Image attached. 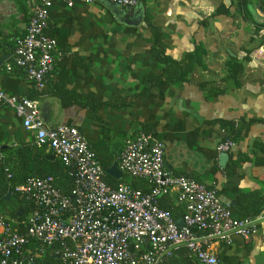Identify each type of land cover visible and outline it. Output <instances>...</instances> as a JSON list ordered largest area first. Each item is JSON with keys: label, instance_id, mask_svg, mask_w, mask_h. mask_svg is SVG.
Returning a JSON list of instances; mask_svg holds the SVG:
<instances>
[{"label": "crops", "instance_id": "1", "mask_svg": "<svg viewBox=\"0 0 264 264\" xmlns=\"http://www.w3.org/2000/svg\"><path fill=\"white\" fill-rule=\"evenodd\" d=\"M50 1L48 34L61 53L54 73H62L68 89L91 102L88 108L74 105L62 109L49 84L48 94L40 101L47 112L45 127H75L92 146L108 147L118 157L134 131L151 123L157 129L153 136L163 146L168 171L215 190L237 219L255 215L259 206L254 207L245 196L257 195L263 206L255 217H264V47L248 55L255 46L256 25L231 6L233 0L139 1L142 14L138 26L125 24L100 1L87 4L75 0L72 7L64 0ZM221 5L230 8V14L220 12L200 27ZM254 5L250 8L252 19L264 18ZM27 6L30 8L29 2ZM29 22L14 2L0 0V86L7 96L28 98L36 91L24 72L5 70L12 61L15 40L25 35ZM148 23L162 30L165 47L174 59L195 51L197 45L201 47L199 58L188 81L176 87L175 97H164L154 88L136 105L114 106L116 101L137 94L148 84L147 75L159 71L160 65L148 57L152 40ZM259 35H264V30ZM246 57L250 59L244 60ZM234 58L243 66L237 83L227 82L224 94L207 99L201 84L218 85L229 74ZM54 79V74L50 75V83ZM221 121L234 123L235 146L225 152L228 157L223 161L224 153L217 151V145L228 131ZM22 143L33 144V133L23 128L11 107L1 104L0 159L8 147ZM176 195L167 197L179 222L185 209ZM209 250L219 264H264V221L250 241L235 236L231 244L216 241ZM190 257L187 264H200Z\"/></svg>", "mask_w": 264, "mask_h": 264}, {"label": "built area", "instance_id": "2", "mask_svg": "<svg viewBox=\"0 0 264 264\" xmlns=\"http://www.w3.org/2000/svg\"><path fill=\"white\" fill-rule=\"evenodd\" d=\"M64 1L72 7L75 0ZM83 1L92 4L95 0ZM105 1L126 7L139 4V0ZM28 2L30 22L25 35L15 40L12 61L5 70L23 69L33 88L42 92L61 53L57 41L46 35L52 2ZM1 104L11 107L23 128L33 133L36 147L50 149L70 171L74 188L70 197L65 196L51 176L30 178L15 187L34 203L35 210L23 234L6 224L0 213V264H34V252L38 256L46 250L64 264H169L181 249L200 264H219L209 250L212 243L231 244L235 236L250 241L264 221V217L235 218L215 190L168 171L163 146L151 134L128 139L117 162L123 174L145 180L150 191L127 185L112 189L91 145L77 128H46L39 100L7 96L0 86ZM234 146L227 139L217 145V151L229 152ZM172 193L184 205L182 228L170 211L159 207L160 198ZM31 242L40 246L31 249Z\"/></svg>", "mask_w": 264, "mask_h": 264}, {"label": "trees", "instance_id": "3", "mask_svg": "<svg viewBox=\"0 0 264 264\" xmlns=\"http://www.w3.org/2000/svg\"><path fill=\"white\" fill-rule=\"evenodd\" d=\"M16 5L19 13L23 14L24 20L31 19L30 8L27 6L28 0H11ZM144 2L145 0H139ZM255 0H233L232 5L234 9L239 13L245 14L246 19H251L254 25H256V39L254 41V48L249 50L248 55L255 49L264 47V35H259V32L264 30V19H252V2ZM257 8L264 12V0H256ZM225 13L230 14V8H225L221 5L215 12L209 17L204 19L200 23V27H205L209 23L210 19L215 18L218 14ZM151 29V45L148 50V57L151 60L156 61L159 65V71L156 74L147 75V85L144 86L137 94L120 99L116 101L117 107L133 106L139 103L141 98L148 95L154 88H158L164 97L173 98L176 96V87L180 84L186 83L192 70L194 69L195 62L198 60L201 47L196 46L195 51L189 52L183 55L180 59H174L167 51L164 40L163 32L153 24L147 25ZM46 35L50 37L48 31ZM247 55V56H248ZM246 57L244 60H249ZM230 64L229 74L223 78L217 85L212 82L201 84V88L205 91L207 99H213L225 93L224 85L227 82L235 81L237 83V77L242 73V62H237L234 58ZM21 70L26 75L25 71L20 68H14ZM11 73V72H10ZM56 73V72H55ZM54 73V69L49 75L46 76V86L51 84V95L58 98L62 109H67L72 106H80L81 108H88V102L80 99L77 94L69 90L62 73ZM54 74L55 79L53 84L50 83V75ZM48 94V89H44L42 92L33 91L32 95L28 98L32 100L42 101ZM223 128L228 131V134L224 137V141L227 139L234 140V123L233 122H220ZM139 133L156 135L157 129L151 125V123L145 122L141 124L140 128L136 129L130 138H134ZM134 136V137H133ZM129 138V139H130ZM128 140V139H127ZM126 140V141H127ZM90 144V143H89ZM91 145V144H90ZM92 150L95 153L97 159L101 163L105 173L114 162H118L119 156L113 155L108 147H94ZM5 156L0 159V213L4 218V222L10 225L13 230L23 234L26 233V221L29 215L35 210L34 203L27 199L23 194L17 193L15 187L25 183L30 178H44L51 176L54 179L56 188L65 196L70 197L74 188V176L70 175V171L55 157L50 151H47V147L38 148L34 144L22 143L16 148L8 147L5 151ZM52 156L54 160H47V157ZM123 180L117 181L107 174H105L104 180L106 184L116 189L119 185H127L134 190H141L145 193L150 191V185L145 180L132 178V180L126 179V174H123ZM135 179V180H134ZM142 181V182H141ZM140 183L142 186H140ZM7 193H10L8 200L5 199ZM249 199L252 205L259 206L255 211V215L258 216L262 211V202L258 199L257 195L249 194L245 196ZM167 196H163L159 200V207L161 209L174 211L173 204H170ZM180 209V208H177ZM173 215V213H172ZM255 215L253 217H255ZM31 248L34 249L40 246L37 243L31 242ZM29 245V246H30ZM34 251V250H33ZM34 264H64L58 255H55L51 250H46L43 254L35 256L33 255ZM187 258L190 259V254L187 250L181 249L176 252L175 256L170 259L169 264H187Z\"/></svg>", "mask_w": 264, "mask_h": 264}, {"label": "water", "instance_id": "4", "mask_svg": "<svg viewBox=\"0 0 264 264\" xmlns=\"http://www.w3.org/2000/svg\"><path fill=\"white\" fill-rule=\"evenodd\" d=\"M96 1L105 3L107 7L114 13V15L117 16L122 22H124L127 25L138 26L141 22L142 10L138 7V5L136 7H126V6H118L113 3L107 2L105 0H96ZM129 16H132V17H129ZM42 114H43V118L47 119V112H46L45 106L42 109ZM227 157H228V154L226 153L222 154V161L223 159H226ZM49 159L52 160L53 158L49 157ZM106 174L109 177L117 181H122L124 177L122 171L119 169L117 162H114L113 165L109 169L106 170ZM9 196H10V193H8L6 200ZM176 224L179 228H182L184 223L183 221H179Z\"/></svg>", "mask_w": 264, "mask_h": 264}, {"label": "rangeland", "instance_id": "5", "mask_svg": "<svg viewBox=\"0 0 264 264\" xmlns=\"http://www.w3.org/2000/svg\"><path fill=\"white\" fill-rule=\"evenodd\" d=\"M256 1V0H255ZM255 1H253L252 3H254L255 5V7L257 8L258 6H257V4H256V2ZM258 14H259V17H264V12H261L260 10H259V12H258ZM262 19H264V18H262ZM126 179L129 181L130 180V177L129 176H126Z\"/></svg>", "mask_w": 264, "mask_h": 264}]
</instances>
